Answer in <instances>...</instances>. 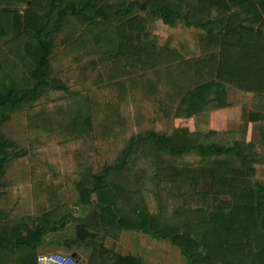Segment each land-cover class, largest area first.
Wrapping results in <instances>:
<instances>
[{"label":"trees","instance_id":"obj_1","mask_svg":"<svg viewBox=\"0 0 264 264\" xmlns=\"http://www.w3.org/2000/svg\"><path fill=\"white\" fill-rule=\"evenodd\" d=\"M100 1L86 0L82 11L86 10L87 4L99 7ZM117 1L121 5V1ZM131 2L137 13L116 26L120 42V50L115 54L118 60L119 56H123V60L128 61V54L125 53L132 49L128 53L136 58V62L156 64L158 59L151 52L155 51L156 38L150 37L147 20L158 17L170 27L182 24L186 28L200 30L206 35L208 44L217 46L214 77L200 83L199 92L224 84L240 91L264 95V0ZM54 5H57V0H0V13L9 17L0 24V34L10 20L14 34L24 32L35 38L36 42H25L24 52L31 61V76H38L35 83L19 93L14 91L12 84L9 88H0L3 89L0 91L2 112L7 106L13 108L14 103L21 99L35 96L38 83L45 80L44 74L50 78L47 68L53 46L39 35L44 25L41 23L40 26L38 19L49 16ZM20 7H23V13H20ZM100 7L102 9L96 17L85 16L86 24H97L95 18L98 16L101 22L106 23L124 12L123 8L113 4ZM75 11L57 9L53 28H58L64 14L71 18ZM107 31L108 27L98 31L100 40L112 42ZM169 44L168 41L165 46ZM112 67L114 74L120 72L115 65ZM191 106L192 100L183 95L176 105L175 116L189 118L192 115ZM92 112L95 114L94 109ZM2 115L0 122L7 118L6 113ZM249 118L254 119L253 116ZM137 142L144 144L142 139L130 140L121 156L115 162L103 165L99 172L91 171L86 161L80 163L74 183L78 202L84 205L94 202L98 207L81 222H76V210L67 204H59L36 216L0 222V264H36V247L43 235L61 231L72 223L73 236L64 238L58 244L77 257H85L83 250L91 247L92 253L86 264H92L94 260L97 240L105 235L114 237L121 229L141 230L168 238L188 256L191 264H264V181L252 179L255 167L251 152H244L237 140L224 145L203 143L198 134L186 127L174 128L169 136L154 142L157 146L151 149L139 145L137 147L140 148H137L134 145ZM6 146L0 131V179L4 176L1 162L8 156ZM150 153L157 166L158 181L168 180L178 188L187 185L189 191L200 193L203 197L210 195L211 209L178 207L170 216L150 213L142 195L145 172L128 165L129 160L135 162ZM190 154L199 157L195 165L176 163L177 158ZM129 173L133 176L129 177ZM221 195L227 198L221 199ZM100 233L104 236L101 237Z\"/></svg>","mask_w":264,"mask_h":264},{"label":"rangeland","instance_id":"obj_2","mask_svg":"<svg viewBox=\"0 0 264 264\" xmlns=\"http://www.w3.org/2000/svg\"><path fill=\"white\" fill-rule=\"evenodd\" d=\"M85 2L57 0V5L63 3L62 10L76 11L59 31L53 28L52 22L47 29L51 35L44 36L53 37L52 48L55 49L47 68L50 78L44 74L45 80L38 83L35 96L21 99L13 108L5 107L3 112L0 109V118L3 113L7 115L1 119L0 131L7 142L8 155L1 162L4 176L0 179V222L38 215L42 199L58 200L53 193H76L74 183L80 163L86 161L91 171L99 172L103 165L121 156L130 140L142 139L144 144L137 142L135 147L151 149L157 146L154 142L169 136L174 128L182 127L198 134L203 143L224 145L237 140L238 129L235 122L228 121L227 115H232L227 110L240 103L239 95L224 84L203 92L198 89L200 83L214 77L217 61L218 48L205 41V34L182 24L167 29L151 17L147 20V29L150 35H158L155 51L150 50L158 59L156 64L136 62L128 53L132 49L126 50L128 61L123 60V56L118 60L115 57L120 50L117 36L116 43L95 38L98 31L106 30L107 22H101L98 16L95 18L98 24L85 23V16L96 17L102 7L87 4L82 11ZM117 2L106 0L105 3L122 9ZM22 9L20 7V13ZM106 12L110 14L109 10ZM123 13L115 18L122 17ZM53 15L54 21L57 12ZM76 20L81 23L79 28ZM4 27L12 31L11 26L5 24ZM11 34L4 36L6 42L13 41L16 34ZM199 34L205 36L201 38ZM168 41L170 44L166 47ZM18 52L13 53L0 41V88L13 85L16 93L35 83L38 77L31 76L32 68L27 69L16 59ZM147 60L150 62L148 57ZM18 64L25 69H18ZM113 65L120 72L114 74ZM142 75H146L145 78ZM183 95L192 100L189 118L175 116L176 105ZM198 159L194 154L184 155L177 158L176 163L195 165ZM128 162L129 167L145 172L142 193L152 213L170 216L178 207L211 209L210 195L203 197L189 191L187 185L178 188L168 180L158 181L151 153L146 158ZM128 176L132 177L133 173ZM261 178L264 179V167L252 177L264 181ZM42 193L48 194L43 196ZM67 197L70 196L67 194ZM220 198L227 197L221 195Z\"/></svg>","mask_w":264,"mask_h":264},{"label":"crops","instance_id":"obj_3","mask_svg":"<svg viewBox=\"0 0 264 264\" xmlns=\"http://www.w3.org/2000/svg\"><path fill=\"white\" fill-rule=\"evenodd\" d=\"M99 1L100 0H98V2ZM120 1L124 9V13L121 14L122 17L114 18L110 20L109 22H107L108 26H106L108 27V31L106 33H108L109 37L113 39V42L115 37L117 36L116 33L117 24L137 13V10L134 4L131 2V0H120ZM105 2L106 0H101L99 3L100 6L102 4L104 7L106 6L108 7V5L105 4ZM62 4L63 3H60V5H54L53 11L48 17L40 16V18L38 19V23L45 24L46 22V25L43 27V30L39 31L40 33L39 35L43 36L44 40L50 41L51 45L53 44V41L51 40L53 37L47 39V37L44 36L51 35V32H48L47 29L50 27V25L53 22L54 12L57 11V9H59L62 6ZM109 5L111 4L109 3ZM107 10L109 9L107 8ZM5 15L6 14L0 13V24L4 19L7 20L9 18L7 17V15L6 16ZM46 18L49 19L46 21ZM68 19L69 17L67 13L62 16V19L58 26V31L59 29L61 30V27H63L65 20ZM152 19L155 20L154 22H160L164 28L167 29L174 28L163 24L158 17H152ZM76 22L79 21L76 20ZM5 24L8 25V27H10L11 26L10 20L7 21ZM79 25H81L80 22L77 25L78 28ZM3 29L4 32L0 34V41L2 45L6 44V47L9 46L10 51H12L13 53H15V50L19 51L18 57L16 59L22 61L23 62L22 65L27 67V69L32 68L31 61L25 55L24 44L27 41L36 42V40L35 41L33 40L35 38L31 35H27L24 32H22L20 34L19 33L16 34L15 37L13 36L12 39L13 41H11V43L6 42L7 40H5L4 36L12 35L11 34L12 31L10 32V30L5 29L4 26ZM196 31L201 32L200 30H196ZM55 34L56 33H54V35ZM151 34L153 35H150V37L153 36L158 37V35H154L155 33H151ZM97 36L98 37H95L96 40L97 38L100 39L99 34H97ZM200 36L202 38L205 35H200ZM19 37L22 38L19 41H15ZM30 38L32 40H30ZM54 50L52 48L50 53L52 54ZM51 54L49 55V57L51 56ZM20 66L21 65L18 64V69L20 70L25 69L22 68V66L21 67ZM14 67L17 68V66ZM233 90L235 91L234 93L236 95H239L240 103L234 106L231 110H227L229 115H232L231 117H229L226 114L227 119L229 122L236 123V128L238 129L236 131L238 145L240 147L243 146L244 152L252 153L253 166L255 167V171L257 173L260 167H264V95L249 91H240L235 88H233ZM246 99L248 101L247 103L245 102ZM243 111L244 113H243V124H242ZM250 116H253L254 119H250L249 118ZM46 194L48 193H42L43 196ZM53 194L56 195V199L58 200L50 201L48 199L49 197L42 199V201L39 203L41 204V206L39 207V214L59 204H67L76 208V217H77L76 222H81L82 219H84L85 216L90 211H95L98 209V207L94 204V202L88 205L80 204L78 202L77 193H53ZM67 194L70 197H67ZM144 194L145 193H142L143 196ZM65 198L67 201L64 200ZM147 209L149 211L148 206ZM149 212L152 213L151 211ZM155 213L159 214V212H155ZM73 234H74V230H73V226L71 225L66 226V228H64L61 231L46 233L45 235H43L40 245L36 247V252H37L36 257L39 254L48 253L52 251L53 252L66 251L58 244V242H61L64 238L72 237ZM100 236L103 237L104 234L100 233ZM86 249H87L86 251L83 250L84 253L86 254L85 255L83 253L85 257L78 256V258L84 261L85 264H86V259L92 253L91 247ZM95 249L96 252L92 264H191V261L188 258V256L182 253L180 248L175 244H173L170 239L161 238L156 234L146 233L141 230L121 229L120 232H118L117 235L114 237L105 235L103 238L97 240Z\"/></svg>","mask_w":264,"mask_h":264},{"label":"built area","instance_id":"obj_4","mask_svg":"<svg viewBox=\"0 0 264 264\" xmlns=\"http://www.w3.org/2000/svg\"><path fill=\"white\" fill-rule=\"evenodd\" d=\"M36 264H85L67 252H48L36 257Z\"/></svg>","mask_w":264,"mask_h":264},{"label":"water","instance_id":"obj_5","mask_svg":"<svg viewBox=\"0 0 264 264\" xmlns=\"http://www.w3.org/2000/svg\"><path fill=\"white\" fill-rule=\"evenodd\" d=\"M72 256H74V257H76L77 259H79L75 254H72ZM80 261H82V260H80Z\"/></svg>","mask_w":264,"mask_h":264}]
</instances>
